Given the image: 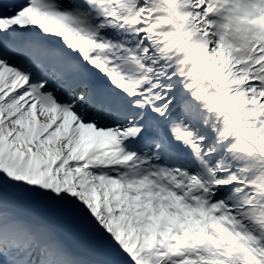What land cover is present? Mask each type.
Returning <instances> with one entry per match:
<instances>
[{
	"label": "snow or ice",
	"instance_id": "obj_1",
	"mask_svg": "<svg viewBox=\"0 0 264 264\" xmlns=\"http://www.w3.org/2000/svg\"><path fill=\"white\" fill-rule=\"evenodd\" d=\"M0 264H264V0H0Z\"/></svg>",
	"mask_w": 264,
	"mask_h": 264
}]
</instances>
